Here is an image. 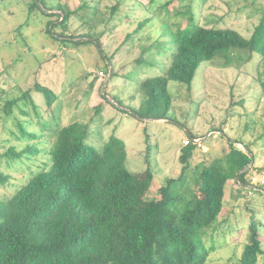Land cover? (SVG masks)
Wrapping results in <instances>:
<instances>
[{
    "label": "rangeland",
    "instance_id": "1",
    "mask_svg": "<svg viewBox=\"0 0 264 264\" xmlns=\"http://www.w3.org/2000/svg\"><path fill=\"white\" fill-rule=\"evenodd\" d=\"M168 1L154 0L152 4L148 0L0 1V153H3L0 168L11 176L6 184L0 183V199L12 195L31 171L42 167L49 158L57 129L80 114L79 108L85 103L88 109L78 120L81 124L90 122L86 135L89 142L102 146L111 138H122L137 158L142 145L146 150L145 139L149 136L151 156L154 153L150 157L152 182L141 173L147 166L143 155L142 162L137 163L130 155L129 169L140 174L137 188L122 186L118 190L119 198L127 194L133 201L158 196L159 187L168 178L180 175V157L175 158L172 153L184 146L185 139L194 142L200 135L196 125L202 127L207 123L204 145L202 148L195 145L190 159V180L183 189L187 196L200 194L197 167L203 163L222 158L238 147L252 158L249 172L242 178L241 194L236 182L230 180L224 211L204 235L209 248L215 247L205 264H232L239 261L248 242L253 215L264 249V75L261 73L264 62L260 54L236 49L204 62L191 91L183 84L175 91L178 83L171 81L170 91L177 98L165 121L134 120L127 110L140 104L139 79L163 73L169 51L166 45L175 40L192 15L200 25L232 27L250 37L264 15V0H182L170 5ZM83 2L90 5L89 12L82 9ZM58 5L66 11L77 10L65 28L57 20L58 15L61 19L64 16ZM88 32L92 36L82 38L90 41L81 42V36ZM153 43L154 47H146ZM124 44L115 54V49ZM140 51H146L143 62L129 63L121 72L115 71L105 84L109 62H114L113 68H120ZM102 70L106 73L103 77L99 75ZM38 84L43 92L52 91L47 96L56 99L54 105L47 104L44 93L36 88ZM28 89L31 95L26 99L24 93ZM101 90H106V97L109 94L120 102L122 109L105 105L104 112L93 113L90 107L100 102ZM13 99L17 102L8 106L7 102ZM110 118L113 121L108 124ZM211 129L214 135H207ZM30 146L37 153L26 151L12 159L5 155L9 148L25 152ZM169 153L172 163H163L164 154ZM257 264H264V253Z\"/></svg>",
    "mask_w": 264,
    "mask_h": 264
},
{
    "label": "trees",
    "instance_id": "2",
    "mask_svg": "<svg viewBox=\"0 0 264 264\" xmlns=\"http://www.w3.org/2000/svg\"><path fill=\"white\" fill-rule=\"evenodd\" d=\"M153 1L148 0V3ZM180 1L169 0L167 4ZM58 6L64 18L58 15L57 20L65 28L77 10L66 11L65 7ZM81 7L89 12L88 2H83ZM134 35L130 34L131 37ZM88 36L92 33L81 38ZM80 41L85 43L90 39ZM168 42L167 65L163 73L145 75L137 82L140 105L127 110L136 119H167L173 103L169 82L176 81L191 88L204 62L236 49L258 52L264 62V15L250 37L232 27L200 25L192 15L175 40ZM125 44L116 48L115 54ZM98 45L104 51L102 45ZM145 52L140 51L120 68H113L114 62H109L105 84L115 71L121 72V68H126L129 63L143 62ZM115 54L111 55L113 61ZM262 81L264 87V77ZM36 88L43 92L40 84ZM30 91L24 93L26 99L31 95ZM50 92L43 93L51 106L56 99L48 97ZM99 94L105 102L92 104L93 113L103 112L106 102L122 109L123 105L113 96L108 94L106 97V90ZM16 102L13 99L7 103L13 106ZM85 109H88L86 103L79 108L80 114ZM80 114L57 129L48 151L49 158L42 167L31 171L12 195L0 199V264H205L215 248L206 244L205 231L224 211L230 180L236 182L241 194L242 178L249 171L238 173L252 163L248 152L238 147L222 158L198 166L200 194L194 192L187 196L183 189L190 180V159L196 148L190 142L182 148L180 175L168 178L159 187L158 196L134 201L127 194L119 198L120 187L136 189L137 175H140L128 167L126 142L122 138H111L102 146L89 142L86 135L90 131V122L81 124ZM26 151L37 153V149L30 146L25 152L9 148L5 155L12 159ZM145 151L147 166L141 173L151 183L154 176L149 143ZM2 157L3 153H0V162ZM10 179L11 176L0 168V183L6 184ZM263 253L258 221L253 215L248 242L239 261L232 264H257Z\"/></svg>",
    "mask_w": 264,
    "mask_h": 264
},
{
    "label": "crops",
    "instance_id": "3",
    "mask_svg": "<svg viewBox=\"0 0 264 264\" xmlns=\"http://www.w3.org/2000/svg\"><path fill=\"white\" fill-rule=\"evenodd\" d=\"M170 82H171V81H170ZM170 82H169V89H170ZM175 82H176V81H175ZM177 83H178V82H177ZM181 85H182V84L178 83V85L175 87L174 90H175V91H176V90H179L178 88H180ZM177 87H178V88H177ZM185 87H186V89H188V90H190V91L192 90V87L189 88V87H187L186 85H185ZM176 88H177V89H176ZM171 93H172V92H171ZM172 95H173V93H172ZM182 97H186V96H185V95H184V96L182 95ZM176 98H177V97H176ZM176 98H175V95H173V103H172V106H174V103H176V102H175V99H176ZM187 99H188V96L186 97V100H187ZM100 101H104V102H105V100H104L103 98H101ZM95 103H96V102H95ZM93 104H94V103H93ZM105 105H107V106H108V105H111L113 108H115L110 102H106ZM139 105H140V104H139ZM139 105H137L136 107H138ZM172 106H171V107H172ZM170 110H171V109H170ZM104 111H105V109H104ZM104 111H103V112H104ZM131 116H132V115H131ZM132 117H133V116H132ZM134 120H138V121H156V122H162V121H165L166 119L141 120V119H136V118L134 117ZM111 121H113V118H110V119L108 120V122H111ZM108 122H107V123H108ZM195 125H196V124H195ZM196 126H197V129H198L197 132L200 134L199 137H196V138H202V139H204L203 137H205L204 133H205V131H206L205 129L207 128V123L204 124L202 127H201V125H196ZM213 130H214V129L208 130V132H207L208 134H207V135H211V136L214 135V134L211 133ZM133 136H134V135H133ZM138 136H139V135H138ZM131 137H132V136H131ZM147 138L149 139V136H147ZM147 138L145 139L146 146H147V144L149 143V142L147 141ZM142 140H143V137H142ZM131 141H132V140H131ZM126 146H127V145H126ZM146 146H145V147H146ZM130 147H133V145L130 146ZM183 147H184V146L180 147V148H181V149L179 150L180 153H182L181 151H182V148H183ZM142 149H143V145H142ZM142 149L139 150L141 153H140V155H137L138 157L136 158L135 155L133 154V151H132V150L130 151L129 146H128V148H127V150H128V158H127V159H128V160L131 159V158H130V155H132L131 157H134V160L136 161V163H137V162H142V160H141V155H143V158H144V161H145V156H144V155H145V154H144V153H145V152H144L145 148H144L143 150H142ZM141 150H142V151H141ZM179 151H175L174 153H172L173 156H174L175 158H176V157H177V158L180 157V156H179L180 153L178 154ZM164 155H166V157L163 159V163H166V164H167V163H172V162H170V160H169L171 154L169 153V154H164ZM153 156H154V153L152 154L151 158H152ZM173 156H172V157H173ZM139 158H140V160L138 161ZM143 158H142V159H143ZM151 158H150V159H151ZM129 161H130V160H129ZM151 161H152V159H151ZM173 163H174V162H173Z\"/></svg>",
    "mask_w": 264,
    "mask_h": 264
},
{
    "label": "built area",
    "instance_id": "4",
    "mask_svg": "<svg viewBox=\"0 0 264 264\" xmlns=\"http://www.w3.org/2000/svg\"><path fill=\"white\" fill-rule=\"evenodd\" d=\"M99 75H100L101 77H103V76H105V73H104L103 71H100V72H99ZM190 142H191V143H194L197 147H200V148H202L203 145H204V144H203V139H202V138H196V139L194 140V142H193V140L187 138V139L184 140V145H188V144H190Z\"/></svg>",
    "mask_w": 264,
    "mask_h": 264
},
{
    "label": "water",
    "instance_id": "5",
    "mask_svg": "<svg viewBox=\"0 0 264 264\" xmlns=\"http://www.w3.org/2000/svg\"><path fill=\"white\" fill-rule=\"evenodd\" d=\"M1 1V0H0ZM63 14V13H62ZM63 18H64V16H63ZM143 120H150V118H142ZM250 165L251 164H249L247 167H245L244 169H242L238 174H240V173H242V172H244V171H246V170H248V168L250 167ZM238 174H237V179H238Z\"/></svg>",
    "mask_w": 264,
    "mask_h": 264
}]
</instances>
